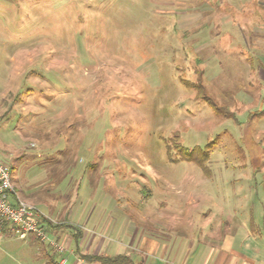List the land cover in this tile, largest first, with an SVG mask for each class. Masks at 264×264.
Segmentation results:
<instances>
[{
  "label": "rangeland",
  "instance_id": "obj_1",
  "mask_svg": "<svg viewBox=\"0 0 264 264\" xmlns=\"http://www.w3.org/2000/svg\"><path fill=\"white\" fill-rule=\"evenodd\" d=\"M0 164L107 240L263 234L264 0H0ZM66 240L6 237L0 264L92 252Z\"/></svg>",
  "mask_w": 264,
  "mask_h": 264
},
{
  "label": "crops",
  "instance_id": "obj_2",
  "mask_svg": "<svg viewBox=\"0 0 264 264\" xmlns=\"http://www.w3.org/2000/svg\"><path fill=\"white\" fill-rule=\"evenodd\" d=\"M36 206L42 209L41 206ZM42 211L44 210L42 209ZM45 214L50 219L47 223L49 226L47 231H51L56 236L55 240L59 242L60 238H64L67 239L65 242L68 246H72V244L77 242L80 247L85 248V251L92 249L90 254L83 252L86 255H102L111 258L126 255L130 257L132 264H136L135 260H138V257L142 260V264H264V233L262 234L261 229L251 224L254 221L252 218L248 223L241 222L242 224L237 227L235 225L232 226L230 234H224L219 238L204 242L189 243L188 245L183 243L179 251L174 253L171 243L166 242L162 243V245L160 243L161 239L157 236L151 235L156 240L147 238L146 235H141L139 228L134 229V236L129 239L126 232H120V234H116L118 238L107 240L108 236L106 233L109 235L108 231H110L109 222L96 228L79 227L82 235L76 241L78 231L75 228H78L79 223L73 222V219L69 218L68 213L61 215L65 217L59 221L61 224H57V221L46 211ZM52 223L56 224L52 225ZM64 227L69 229V235L65 234L66 229ZM148 244H150L149 248ZM133 250L137 251L136 255H133ZM67 260L71 264L89 263L84 258L78 257L75 250H71ZM67 260L62 259L61 264L67 263ZM91 262L96 263L94 261Z\"/></svg>",
  "mask_w": 264,
  "mask_h": 264
},
{
  "label": "built area",
  "instance_id": "obj_3",
  "mask_svg": "<svg viewBox=\"0 0 264 264\" xmlns=\"http://www.w3.org/2000/svg\"><path fill=\"white\" fill-rule=\"evenodd\" d=\"M49 220L44 211L18 196L10 169L0 164V241L9 236L23 239L32 236L64 253L66 248L49 238L46 229Z\"/></svg>",
  "mask_w": 264,
  "mask_h": 264
},
{
  "label": "trees",
  "instance_id": "obj_4",
  "mask_svg": "<svg viewBox=\"0 0 264 264\" xmlns=\"http://www.w3.org/2000/svg\"><path fill=\"white\" fill-rule=\"evenodd\" d=\"M49 221H46V229L48 230V223ZM64 224V223H63ZM78 231V235L76 236V241L79 239V237L82 235V232L79 228H75ZM83 258L87 261H94L98 262L99 264H132V261L129 256H119L116 258L111 257H105L102 255H83Z\"/></svg>",
  "mask_w": 264,
  "mask_h": 264
}]
</instances>
